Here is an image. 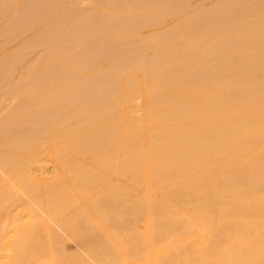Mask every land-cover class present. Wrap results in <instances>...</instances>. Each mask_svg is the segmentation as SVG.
Listing matches in <instances>:
<instances>
[{"label": "bare ground", "instance_id": "bare-ground-1", "mask_svg": "<svg viewBox=\"0 0 264 264\" xmlns=\"http://www.w3.org/2000/svg\"><path fill=\"white\" fill-rule=\"evenodd\" d=\"M0 264H264V0H0Z\"/></svg>", "mask_w": 264, "mask_h": 264}, {"label": "rangeland", "instance_id": "rangeland-1", "mask_svg": "<svg viewBox=\"0 0 264 264\" xmlns=\"http://www.w3.org/2000/svg\"><path fill=\"white\" fill-rule=\"evenodd\" d=\"M169 23H170V22H168L167 25H170ZM50 169H51V167H50ZM69 247H70V251L75 250V245H74V244H69Z\"/></svg>", "mask_w": 264, "mask_h": 264}]
</instances>
